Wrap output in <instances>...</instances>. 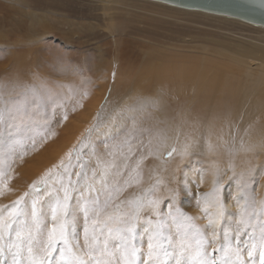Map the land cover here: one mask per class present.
<instances>
[{
    "label": "snow or ice",
    "instance_id": "1",
    "mask_svg": "<svg viewBox=\"0 0 264 264\" xmlns=\"http://www.w3.org/2000/svg\"><path fill=\"white\" fill-rule=\"evenodd\" d=\"M8 87L0 84V195L5 194L15 159L22 161L29 147L36 151L38 143L55 135L56 110L63 109V102L55 103L59 94L43 82L40 87L29 85L19 91L13 86L15 97L10 93L5 100ZM56 87L71 91L68 85ZM86 96L85 91L82 98ZM108 103L106 95L101 111ZM149 107L156 108V102L137 98L116 111L106 131L94 123L65 158L45 170L17 199L0 206V264H264V194L259 198L257 194L264 165L236 171L238 153L253 151L240 135L239 121L225 116L229 139H224L223 127L218 143L211 142V133L205 138L209 153L222 150L229 157L232 175L227 181L235 184L234 192L225 190L227 182L215 164L209 170L208 190L201 191L203 169L191 179L185 176L176 181L166 174L162 162L143 186L147 157L137 159L121 183L127 163L118 168L115 159L97 156L96 141L103 138L108 156L119 154L127 161L135 151L133 140L144 133L150 136L149 145L156 139L148 153L156 154L162 144L159 133L153 136L149 129L137 127V114ZM60 117L66 120L67 112L61 111ZM127 121L132 122L130 128ZM114 135L120 138L109 147L107 141ZM192 146L189 138L179 155H188ZM85 149L96 158L95 168L89 169ZM174 153L175 146L164 157ZM131 188L137 191L125 196ZM193 204L199 216L184 211L185 205Z\"/></svg>",
    "mask_w": 264,
    "mask_h": 264
},
{
    "label": "rangeland",
    "instance_id": "2",
    "mask_svg": "<svg viewBox=\"0 0 264 264\" xmlns=\"http://www.w3.org/2000/svg\"><path fill=\"white\" fill-rule=\"evenodd\" d=\"M115 1L110 0L107 3L105 0H0V84L9 86L4 90V99H9L10 93L12 98L15 97V92L12 90L13 86L16 87V91H19L20 88L29 85L40 87L39 84L41 85L43 82L47 88L53 89L54 92L59 94V98L55 100V103L63 102V109L58 108L56 110V120L52 124V131L55 135L43 144L38 143L36 151H32L29 147L28 155L22 161L19 158L15 159L10 172L11 178L4 189L5 194L0 195V206L10 204L17 199L28 189L29 184L48 169L44 163H36V167H34L33 161L39 154L47 155L56 142L71 140L74 143L72 146L79 144L86 135V130L97 123V114L106 95L109 100L107 106H110L111 110H109L110 113H107L109 115L106 118L107 120L100 125L101 132L106 131L107 125L112 124V117L119 108L126 105L127 102L129 104L133 98L135 99L133 96H136V99L144 97L143 99L154 102L155 97L156 99L159 98L160 95L156 94L157 91L153 87H142L137 90L132 89L130 91L132 94L130 93L124 99V94L129 91L127 88L113 86L112 80L114 78L112 74L107 75V73L101 71L102 68L97 70V68L93 69L92 67L89 69L87 67L92 61L93 63L100 61L99 57L102 52L98 46L104 51V48H108L110 44L114 43L113 45H118L124 51L130 52V55L138 53L140 56L139 63H141L150 53L157 55L166 51L167 54L172 52L199 54L202 50L197 45L201 43L208 46L211 44V50L217 45H215V42H219V40L224 44L228 42V45H230L229 43L233 44V41L244 40L243 42L247 46H249V42L255 40L264 41V28L251 26V24L228 17L195 10H183L152 0ZM103 6H109L110 8L106 9ZM113 7L115 8L113 9ZM109 21L113 23L110 24ZM113 27H116L115 31L112 30ZM116 29H118L117 32ZM114 38L118 41L117 43L114 42ZM104 40H107L109 44L108 42L107 45L102 44ZM130 42L132 44L129 48ZM136 43L143 46L142 49ZM39 45L42 49V58H35L31 50L38 48ZM152 47L154 50H152ZM24 49L28 50L24 52ZM112 51L105 54V57L103 56L105 60H102L104 62L102 66H109L113 62L112 59L116 58ZM207 53L212 57L222 55L220 58L225 57L226 59L230 56L228 52L221 54L215 52V55L214 51L211 50ZM34 61L44 64L39 65V62L35 64ZM18 64L21 66L19 67ZM85 64L86 70H84ZM78 66L83 69L77 70ZM106 79H109V82ZM104 81L105 85L103 84ZM57 85L71 86V91L68 87L57 88ZM85 91L87 96L82 98ZM134 99L132 103L135 102L136 99ZM111 102H114V105ZM158 104L156 102L157 107L154 109L149 107L146 112L137 114V127L149 129L153 136L159 133V139L163 140L156 154H148L150 147L155 148L156 139H152V144L149 145L150 136L144 133L137 135L133 140L135 151L127 161L119 154L115 157L108 156L103 138L96 141L97 156L106 161L115 159L118 168H123L127 163L128 169L119 178L121 183L127 178L128 172L135 161L144 156L147 158L143 164V186H147L150 182L151 166L156 164L157 160L158 170L162 167L161 162L167 163L169 168L166 167V174L169 172V174L175 176L176 181H182L185 176L191 179L200 169H203L205 171V183L202 185L201 191L208 190L212 176L209 171L211 168L206 162L198 159L194 154H188V157L187 155L181 156L180 159L182 160L172 159L175 155L171 157V161L170 158L164 157V153L176 145L173 141V135L181 131L177 129L180 127V120L186 119V114L187 116L190 115L189 112L192 107L187 105L178 106V104L173 103L169 106H159ZM61 111L67 112L68 118L66 120L61 119ZM49 112H51V108H49ZM254 121L244 120L239 124L241 135H249L259 129ZM117 123H119L118 118ZM112 126L115 127V125ZM126 126L130 128L132 122L127 121ZM201 126L202 124L200 128L189 130V134L194 133L196 139H200L205 133V127L202 128ZM242 126H244V129L248 128L246 133ZM199 130L201 133H199ZM120 135L123 136V132ZM119 138L114 135L113 140L107 141L109 147L116 143ZM125 152H127V149H125ZM84 156L88 161L89 169L95 168L96 158L91 156L87 149H85ZM222 156L221 162H217L215 165L221 169L223 178L227 182L225 190L234 192L235 184L227 181L228 176L232 175L228 168L229 157L225 156V153ZM261 165H264V153L258 154L252 151L250 163L248 161L241 162L236 167V171H243L249 166L259 168ZM112 179H116V177ZM229 184L230 186H228ZM259 184L261 187L257 189L258 198L260 194H264V177L260 179ZM135 191L137 189L131 188L124 195L127 196ZM184 211L189 215L199 216L198 209L194 204L185 205ZM232 211H235L234 205ZM197 223L204 224L205 221L198 220Z\"/></svg>",
    "mask_w": 264,
    "mask_h": 264
},
{
    "label": "bare ground",
    "instance_id": "3",
    "mask_svg": "<svg viewBox=\"0 0 264 264\" xmlns=\"http://www.w3.org/2000/svg\"><path fill=\"white\" fill-rule=\"evenodd\" d=\"M105 1L107 3L110 2V0H105ZM113 1L116 2L115 0ZM158 3H162V2H158ZM170 6L175 7L172 5ZM103 8L109 9L110 7L103 6ZM114 8L115 7H113V9ZM182 9L184 10V8ZM231 19H235V18H231ZM108 23L112 24L113 22L109 21ZM252 25L253 24H251V26ZM115 28L116 27H113L112 30L115 31ZM117 30L118 29H116V32ZM114 39H115L114 42L117 43L118 41H116V38ZM243 41L240 40L236 42L233 41V44L229 43L230 45H228V42L226 43L227 44L226 45L222 43L220 40L219 42L218 41L215 42V45L216 44L217 45L214 47L212 46L213 48L211 47L212 48L211 50L214 51V53L216 52L219 54L228 52L230 56L227 59L224 56H223L224 58H220V56L222 57V55H220L219 57L209 56L207 52L211 51L210 50L211 44L210 46H208L205 43H201L197 45V47L200 46V49L202 50V52L200 51L201 54L200 53L189 54V53H181V52L179 53L172 52L170 54H167L165 51L163 53L154 55L149 52L150 54H148L144 59V61H142L141 63H139L140 56L138 53L130 55V52L124 51L122 47H119L118 45H113L114 44L113 43L110 44L108 48L105 46L106 48H104L105 49L104 51L102 48H100V46H98L99 50L102 52L101 56L99 57L100 61H98L97 63L96 62L93 63L92 61L87 67L89 69L92 67L93 69L97 68V70L102 68L101 71L107 73V75L114 74V79L112 80L113 86L122 87L123 89L127 88L129 91L126 94H124V99L129 96V94L131 93L130 91L132 89L137 90V89H141L142 87L143 88L153 87L157 91L156 94L158 93L160 95L158 99H156L155 97V102L159 103L158 104L159 106H164V105L169 106L173 103L176 105L178 104V106L187 105L192 107L191 111L189 112L190 117L187 116L186 114V119L180 120L181 121L180 127L177 128L179 129V131L181 130L179 132V136L177 134L173 135L174 136L173 141H175L176 143V145L174 144L173 145L177 148V153H174L175 157H173L172 159L174 158L175 160L177 158L180 159L181 155H179V152L182 149L183 144L189 138H191V141L193 142V146L189 149V154L196 155L198 159H202L203 162H206V164L210 166L209 168H211L213 166L212 164L221 162V158H223L222 154L224 152L221 150L218 153H209L205 146V138L209 137V134L211 133L210 135L211 142L218 143L217 137L221 134V128L223 127L224 139L226 140L229 139L227 135L228 129L224 127L225 116H227L232 121H239L240 123H242L244 120L246 121L255 120L254 122L255 124H257V127H259V129L255 130L254 132L251 131L252 133L251 132H250L251 134L248 133L249 135H244V134L241 135V133L240 135L243 137L246 146H251L253 148V151L258 154L264 153V41L252 40L253 42H249V46H247L246 43ZM107 42H108L107 40H104L102 44L107 45ZM131 44L132 43L130 42L128 46L129 48L131 47ZM136 44L137 46L138 45L141 46L139 43ZM41 45H39L38 48L33 49V51L31 50V53L34 55L35 58H42ZM142 47L143 46H141V49ZM27 50L24 49V52ZM152 50H154L153 47ZM111 51L114 52V56H116V58L115 57L114 58L116 60L113 58L112 59L113 62H111L109 66H102L104 64L102 60H105L104 58L105 54H108ZM38 62L34 61L35 64ZM105 63L107 62L105 61ZM143 63L145 64L143 65ZM42 64L44 63L39 62V65ZM87 67L85 64L84 70H86ZM76 69L80 70L83 68L81 66L80 67L78 66ZM9 79L8 81H10ZM108 80L109 79H106V81ZM103 84L105 85V81ZM133 97H135L136 99V96ZM132 100H130L129 104H132ZM113 103L112 105H114ZM109 110H111V108L110 106L107 105L104 107L102 111L101 109L100 111L98 110L99 118L97 119L96 124L101 125L102 122L104 123V121L107 120L106 118L109 116L107 113H110ZM201 124H202L201 126L202 128L203 126L205 127V133L203 137H201L200 139H196L194 133L189 134V130L200 128ZM242 127L243 130H245L244 126ZM199 133H201V131ZM72 144L74 143H72L71 140L56 142L54 147H52L49 150L47 155L45 154V152H44L45 155L39 154L36 157V159L33 161V164L35 165L36 163H41V164L44 163V165L47 166L48 168L52 167L54 164H57L62 158H65L66 153H68V151L73 147ZM237 147H239V142H237ZM251 155L252 152L238 153V155L234 160L236 167L241 162L248 161L250 163ZM188 156L189 155H187V157ZM172 159L170 158V161ZM173 162L175 163V161ZM164 164L166 165L167 168H169L167 163ZM34 167H36V165ZM151 167H150L151 168L150 176L154 171H159L158 161L156 160V164L152 165ZM40 168L42 167L40 166ZM167 174H169V172Z\"/></svg>",
    "mask_w": 264,
    "mask_h": 264
},
{
    "label": "water",
    "instance_id": "4",
    "mask_svg": "<svg viewBox=\"0 0 264 264\" xmlns=\"http://www.w3.org/2000/svg\"><path fill=\"white\" fill-rule=\"evenodd\" d=\"M175 7L235 18L264 28L261 0H152Z\"/></svg>",
    "mask_w": 264,
    "mask_h": 264
}]
</instances>
